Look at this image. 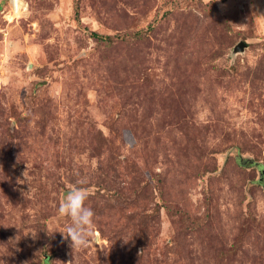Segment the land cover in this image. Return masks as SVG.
Segmentation results:
<instances>
[{"label":"rangeland","instance_id":"obj_1","mask_svg":"<svg viewBox=\"0 0 264 264\" xmlns=\"http://www.w3.org/2000/svg\"><path fill=\"white\" fill-rule=\"evenodd\" d=\"M262 170L264 0H0V264H264Z\"/></svg>","mask_w":264,"mask_h":264},{"label":"clouds","instance_id":"obj_2","mask_svg":"<svg viewBox=\"0 0 264 264\" xmlns=\"http://www.w3.org/2000/svg\"><path fill=\"white\" fill-rule=\"evenodd\" d=\"M24 176L27 177L26 172ZM88 183L87 177L78 178L75 184L70 186L69 191L58 206L59 215L71 221L65 231L61 233L65 240H70V246L73 250L87 247L93 235L95 213L85 203L92 194L89 188L84 186Z\"/></svg>","mask_w":264,"mask_h":264},{"label":"water","instance_id":"obj_3","mask_svg":"<svg viewBox=\"0 0 264 264\" xmlns=\"http://www.w3.org/2000/svg\"><path fill=\"white\" fill-rule=\"evenodd\" d=\"M246 47H247L246 44L244 42H241L235 47L234 52L235 53L243 52ZM262 173L264 174V170H262Z\"/></svg>","mask_w":264,"mask_h":264},{"label":"trees","instance_id":"obj_4","mask_svg":"<svg viewBox=\"0 0 264 264\" xmlns=\"http://www.w3.org/2000/svg\"><path fill=\"white\" fill-rule=\"evenodd\" d=\"M93 35L101 40H105V41H112L111 37H103V36H100L99 34L97 33H93Z\"/></svg>","mask_w":264,"mask_h":264}]
</instances>
